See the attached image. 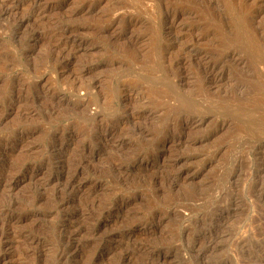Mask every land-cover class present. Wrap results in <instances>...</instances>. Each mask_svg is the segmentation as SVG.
I'll return each mask as SVG.
<instances>
[{
    "label": "rangeland",
    "instance_id": "rangeland-1",
    "mask_svg": "<svg viewBox=\"0 0 264 264\" xmlns=\"http://www.w3.org/2000/svg\"><path fill=\"white\" fill-rule=\"evenodd\" d=\"M0 264H264V0H0Z\"/></svg>",
    "mask_w": 264,
    "mask_h": 264
}]
</instances>
